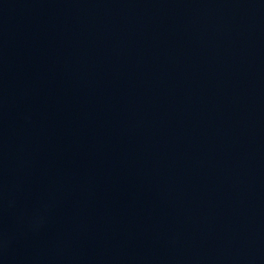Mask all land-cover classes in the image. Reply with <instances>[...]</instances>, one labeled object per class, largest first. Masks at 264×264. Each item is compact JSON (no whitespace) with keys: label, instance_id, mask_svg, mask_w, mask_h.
Segmentation results:
<instances>
[{"label":"water","instance_id":"1","mask_svg":"<svg viewBox=\"0 0 264 264\" xmlns=\"http://www.w3.org/2000/svg\"><path fill=\"white\" fill-rule=\"evenodd\" d=\"M0 264H264V0H0Z\"/></svg>","mask_w":264,"mask_h":264}]
</instances>
